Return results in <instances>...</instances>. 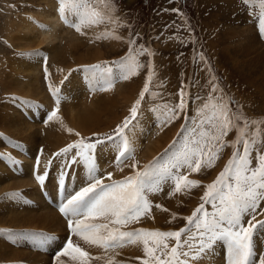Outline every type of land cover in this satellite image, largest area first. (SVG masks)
Instances as JSON below:
<instances>
[{"label":"rangeland","instance_id":"1","mask_svg":"<svg viewBox=\"0 0 264 264\" xmlns=\"http://www.w3.org/2000/svg\"><path fill=\"white\" fill-rule=\"evenodd\" d=\"M43 4L52 13L54 10L58 9L56 0H0V140H2L1 143L3 142L0 145V158H5L6 161H9L10 166H8V172L15 177L19 175L17 177L18 179H33L31 167L21 166L17 162L20 160L24 161L23 159H27V157L32 159V161H36L35 159L37 156L40 158L41 152H47L45 146L51 147L50 144L45 141L49 128H59L63 125L62 127L66 128V130L72 129V132L67 130L68 135L67 133L65 135L67 144L73 143L81 138H84L88 142L94 141L96 139L94 134H100L101 138H103L104 135H112L117 125H121L126 117H130L131 107L135 101L140 98V93L147 82L148 72L150 70L148 67L149 63L151 64V71L153 73L152 79L149 82V91L145 93L141 105L138 108L137 118L132 121V125L136 127L140 119L148 118V135L138 140L137 146L133 147L135 150L133 158L120 165L115 164L112 166L114 154L116 152H113L109 157L111 159H106L105 156L104 158L102 157L100 163H106L108 168L107 173L112 174L113 180H120L125 176L131 175L134 171L131 165L134 162L137 163L135 170H141L143 168L142 164H147L157 157V150L151 151V148L159 139V130H162V134L168 131L172 133H170L165 140L162 147L163 150L168 145L173 144V141L179 139L177 134L181 131V125L186 123L184 114H181L179 119L173 120L171 123H163V120L160 119H164L161 114L164 115L166 112L165 105L173 107L179 102V93L182 86L188 101V116L195 114V110L202 105L209 98V94L212 93V85L217 84L219 89L222 90L223 95L232 101L230 107L233 111L239 110L249 120L264 121V90L262 91L259 86L261 78L255 79L254 81L249 80L250 75L248 72L240 69L239 63L234 62L239 60L233 61L231 59V52H229L231 47L233 45L235 46L237 43L234 39L235 34H233V32L240 33L242 32V28L246 29L243 31L247 34L255 33L254 35L259 39L257 43L264 46V41L260 39L261 37L258 32H255L258 23L262 24L264 27V20L260 18V11L257 10L259 9L257 5H246L243 3V0H109V6H114V11L111 13L114 17V22L92 25V28H89L87 24L83 25L81 31L76 30L73 33L77 42L80 43L74 47V51L71 50L73 56L67 51L70 39V37L67 36L56 44L55 49L49 53L50 57L43 59L42 56L46 52L44 48H37L35 45L26 47L23 45L24 43L13 45L7 37L6 29L8 21L18 20L20 16H24L26 11L36 12ZM96 6L98 8L102 7V5ZM254 12L256 13L254 16L255 19L249 21L248 18ZM88 31H93L95 36L92 38L89 37L87 34ZM105 31L109 32L107 37L103 36ZM112 33L119 35L122 39L114 38ZM130 40L135 41V43L130 44ZM141 46L153 54L149 55L148 51L139 54ZM97 48H99L102 56L95 59L98 53ZM130 49L132 50L131 56L135 57L139 64L144 65V67L138 69V74L124 80L120 78V69L117 67V64L122 58L129 56ZM251 52H253L252 54H264V51L261 49ZM201 54L203 59H201ZM33 55L34 57L41 56V64L37 69V74H39V79L43 84L44 95H25L13 88V74L10 69V62L13 58L26 60ZM80 55L89 58V60H95H87L81 63L78 62L77 59ZM102 62H107V66L113 69L115 85L113 84L110 89L103 90V92L114 97V102L116 101L115 105L111 107V110L101 114V119L98 124L94 121L92 123L93 127L84 130V132L78 128L69 127V124H67L69 110L67 111V109H69V105L73 108V105L79 103L83 98V94L86 92L85 88L89 86L88 81L85 82L83 80L87 79L84 73L82 74L83 77H81L83 84L79 82L78 85L77 82L73 81L72 75L78 72L73 70L80 68L82 65ZM22 64L23 62L21 60V62L18 63L17 69L19 66H22ZM55 74H57V78ZM22 75L21 73L20 77ZM65 77L68 79L65 80ZM213 77H215V79H213ZM253 77L254 76H251L252 79ZM50 86L51 88L59 89L60 92L62 91L65 97L71 93L74 98L72 97V100H70L67 96L63 101L60 100L57 116L52 120H48L49 114L44 116L45 110L41 109V112L37 114L35 123L31 120L33 109L39 110L38 107L41 108V105L45 104L51 108L48 111V113H51L56 107L54 99L56 97L52 95ZM61 87L64 91L60 89ZM132 88L133 91L128 100L129 91ZM97 90H99V87ZM100 93L97 95V98H95L96 100H101L99 98H103V93ZM212 94L213 96H220L221 92L217 91ZM59 96H61L60 93ZM197 97H199V99H197ZM92 100L93 96L90 94V101ZM34 101H39V105L37 106ZM153 109L160 114L158 113L155 115ZM12 110L21 114L20 117H22L23 120L20 117L19 120L32 121L35 127H37L36 130L39 129L37 139H33L31 136L29 137L30 140L35 143L30 141L24 142L23 138L12 135L13 133L10 130L3 127L4 125L2 122L5 121V115L8 117L13 115ZM29 111L30 113H28ZM41 117H46V121H39ZM132 125H130V127H132ZM161 125H163V129ZM259 127L261 129L259 137L256 138V143L252 147L253 166H255L256 163V153L260 152L264 154V124L259 125ZM256 128L257 125H250V139L253 138L252 134ZM76 133L80 135L77 136ZM236 136L237 131L233 129L224 137V140L232 141ZM106 146L107 144L101 148L103 153L104 150H106ZM30 147H33V149ZM240 148L242 151L243 146L241 145ZM60 149L57 148L51 152L54 154L59 152ZM24 150L29 154L26 155ZM204 150L207 151V146H205ZM7 151L8 154H6ZM233 151L234 149L232 146H225L218 153L217 158L212 162L213 166L207 167L208 162L205 159L204 166L199 172H192L187 166L181 167V171L173 170L178 175H187L189 179L200 181L199 186H182V190L176 192L174 191L175 183L171 179H168V182L159 187L160 191L158 190L156 192L157 196L153 200L154 204L152 201L150 202V207L153 204L151 211L144 213L138 220L129 221L123 225H115L116 228H126L129 226V228L137 230L148 229L160 230L162 232L177 231L181 228H185L186 225H188V221L185 218L191 216L193 211L202 203L201 197L206 190V185L212 183L219 173L223 171ZM13 155L17 157L14 158ZM96 155L98 156L99 154L97 153ZM51 158L53 157L51 156L50 159ZM105 159L107 161H105ZM15 160L17 161L16 163H14ZM53 161L57 163L60 161V165L62 162V160L58 159H53ZM2 164L4 165L5 162L3 161ZM60 165L57 164L56 166L60 167ZM106 179L108 180V177ZM78 180L82 181L81 178ZM69 184H71V182ZM28 187L31 193L35 191L32 195H29L31 198L36 196L35 204L22 200L25 202L22 206L26 207L28 205L27 207L30 210L36 208L40 209V201L42 199L41 196H39L40 193L38 194L36 192L34 186ZM28 187L23 186V189L27 190ZM21 191L24 192L22 189L19 190V192ZM10 192L11 189L5 190L0 194V199L1 197L4 198L5 194ZM20 201V197L10 198L7 201V204H9L8 208L1 214L10 215L13 211L17 210V204ZM156 205H160L161 207H156ZM205 207L209 212L212 211L211 205H205ZM39 209L38 211H41ZM248 218L250 217H246V219ZM256 218L258 220H264V201H261L257 208ZM108 219L110 220V218ZM189 227L190 232L182 234V240L186 239L188 235L195 233L196 229L194 225ZM30 230L31 231L26 232V240L21 241L20 236L17 237V246L19 248H24V244H26L28 250L30 249L29 251L33 254L35 252L38 256L42 257H46V254H43V252H47L48 250V254L52 255L50 258V260H53L51 264H59V260H57L59 256H54L51 250L55 247L63 246V239L69 237L68 232L72 235L71 231L65 227L64 230L67 231V233H60V241H54L52 243L46 241L45 246H43L41 242H45L46 239L43 238H46V234H49V232H41L37 239L38 232L34 229ZM51 234V238L53 239L54 233L51 232ZM5 235H8V233ZM73 237L74 236L71 238L73 244L88 252L91 257H105V260L100 261L98 264H105L106 261V264H109L107 260L109 259V250L103 249L102 256V253L100 255L97 253L98 251H96L99 248L102 249L101 247L87 243L80 237H76V239H73ZM174 240L173 238H169L167 240L168 245L172 244ZM254 242L256 251L264 250V232L258 233ZM256 242H261L259 247ZM133 244L136 247L131 251H127L126 254L125 251L122 253L123 251L121 252V249H118V255L112 258L114 260H111L112 264H142L143 259L147 258L144 253L143 243L137 241ZM217 245L223 244L218 243ZM36 247H40V252ZM94 247H96V250ZM185 249H187V247H184V250ZM212 256L214 257L212 258ZM60 257L63 261H67L69 258L73 264H77V262L72 259L71 255H61ZM214 258L216 259L215 255L209 256L204 254L201 259L213 260ZM96 260L97 259H92L90 263L93 264V261Z\"/></svg>","mask_w":264,"mask_h":264},{"label":"snow or ice","instance_id":"2","mask_svg":"<svg viewBox=\"0 0 264 264\" xmlns=\"http://www.w3.org/2000/svg\"><path fill=\"white\" fill-rule=\"evenodd\" d=\"M246 5H257L260 10V18L264 20V0H243ZM96 5H102L98 8ZM58 14L61 19L74 27L77 31L82 26L114 22L112 12L114 6H109V0H58ZM178 11V10H174ZM71 13L70 20L67 13ZM109 32L105 31L104 37ZM114 38L122 39L112 33ZM100 38V37H98ZM130 44L135 41L130 40ZM149 50L141 46L139 54ZM122 58L117 64L120 69V78L127 80L138 74V69L144 67L135 57ZM201 59L203 56L201 54ZM115 63V62H114ZM144 89L140 98L135 101L130 109V117H126L121 125H117L112 135L94 134L96 139L88 142L81 138L59 152L53 154V159L62 158L64 168L58 177V187L67 190L71 181L70 169L72 165H83L87 169L86 183L79 190L65 197V202L60 205V211L68 219V225L72 233L81 237L85 242L102 248L123 246L124 243L142 241L145 256L142 264H197L208 251L218 243H222L226 249V264H264V253L257 254L255 237L264 232V220H258L257 208L264 201V154L256 153V163L253 166L252 147L259 137L260 127L264 121L249 120L239 110L233 111L230 107L232 101L223 95L217 84L212 85V93L221 92L220 96L209 94V98L200 105L192 116L187 115L188 101L182 86L179 102L173 106L165 105L163 123H171L184 114L185 124L181 125V131L177 134L178 140L173 141L165 149L160 157L154 158L143 165L141 170H135L137 163L131 167L134 169L131 175L120 180H111V173L107 174L110 183H104L99 178V164L97 149L111 143L117 153L115 163H123L130 159L134 153L132 141L128 132H132V121L138 116V108L149 91V82L152 79L151 64ZM73 71H82L90 82V87L95 90H108L113 86V69L107 66V62L82 65ZM68 78L65 77V80ZM215 79V77H213ZM63 83V81H62ZM52 95L56 97V107L49 114L48 120L56 118L59 110V89L51 88ZM199 99V97H197ZM27 102V101H26ZM155 111V109H153ZM132 125V127H130ZM191 125V127L189 126ZM250 125H257L253 131V138H249ZM235 129L237 136L232 141L224 140L230 131ZM72 132V129H67ZM127 130V132H126ZM79 136V133H76ZM232 146L234 151L223 171L216 179L206 185V190L201 197L202 203L186 217L188 225L177 231L162 232L160 230L138 229L133 232L121 231L110 225H123L129 221L138 220L144 213L150 210V202L146 193L159 190L162 181L171 179L175 183L174 191L179 192L183 187L199 186L200 181L189 179L187 175H178L173 170H179L187 166L192 172H199L204 166H213V161L225 146ZM243 146L241 151L240 146ZM207 146V151H205ZM50 159L45 165L50 169L53 163ZM40 162L37 159V168ZM49 172L37 174L35 179L44 186ZM171 195V193H170ZM19 192L6 193V198H18ZM205 205H211L209 212ZM156 207H161L156 205ZM166 210V209H164ZM98 217L110 218L108 223H98ZM246 217H250L246 219ZM194 225L196 231L182 240V234L189 233ZM0 231H6L0 229ZM175 239V244L169 247L167 240ZM187 247V251L184 250ZM159 253V254H158ZM71 255L77 264H90L92 259L88 252L73 244L69 239L62 252L57 254ZM112 264V261H109Z\"/></svg>","mask_w":264,"mask_h":264},{"label":"bare ground","instance_id":"3","mask_svg":"<svg viewBox=\"0 0 264 264\" xmlns=\"http://www.w3.org/2000/svg\"><path fill=\"white\" fill-rule=\"evenodd\" d=\"M56 2L58 4V0H56ZM67 15H68L70 20H73L72 14L70 12L67 13ZM92 27L93 26H91V27L89 26V28H92ZM64 28H67V29H64ZM6 29H7V37L13 45H19V43H24L23 45L26 47H31V46L35 45V46H37V48L38 47L44 48V51H46V52L42 56L43 59L50 57L49 53H51L55 49L56 44H58L59 41H61L62 39H64L67 36L70 37L69 42H68V46H67V51L72 56H73V54L71 52L74 51V47L76 45L80 44L77 42V39L73 35V33L76 31V29L74 27L70 26L69 24L65 23L61 19V16L58 14L57 10H54V12L52 13L48 10V8L45 7L44 4L42 6H40V8L36 12L26 11V13H24V16H22V17L20 16L18 18V20L8 21V23L6 25ZM243 30H246V29L242 28V32H240V33H234L233 32V34H235L234 39L236 40L237 43L235 44V46L234 45L232 47L230 46L231 49L229 50V52H231V59L233 61L239 60V61H234V62L239 63L240 69L242 71L248 72V74L250 75V76L248 75L250 77L249 80L254 81L255 79L261 78V83L259 86H260L261 90L263 91L264 90V54H260V53L252 54L253 52H251V51H255V50L257 51L260 49L264 51V46L259 45L257 43V40L259 41V39L257 38L256 35H254L255 33L254 34H251V33L247 34ZM255 32H257V30ZM87 34L91 38L95 36L93 31H88ZM97 51H98V53H97L95 59L102 56L101 55L102 53L99 51V48H97ZM40 58H41V56L40 57H34V55H33V56H30L26 60L21 59L23 64H22V66H19L18 69H17L18 63L21 62V60H18L19 58H17V59L13 58L12 59V61L10 62V66H11L10 69H11L12 74H13L12 84L14 85V87H13L14 90L22 92L25 95H32V96L44 95L43 84L39 79V74H37V69H38L39 65L41 64ZM77 59H78V62H81V63L89 60V58H86V57L81 56V55L78 56ZM95 59H90V60H95ZM21 73L23 75L20 77ZM82 74H83V72L79 71L77 73L75 72L72 75V80L77 82L78 85H79V82L82 83V81H83L81 78V77H83ZM31 76H32V78H31ZM55 76L57 78V74H55ZM251 76H254L253 79L251 78ZM84 81L85 82L88 81L89 86L87 88H85L86 92H85V94H83V98L79 101V103L73 105V108H72V106L69 105V109H67V111L69 110L68 115H67V117H68V123L67 124H69V127L78 128L83 132H84V130H87V129L93 127L92 123L94 121L97 122V124H98L100 122V119H101V114L106 113V111L111 110V107L114 106L116 103V101L114 102L115 99H114V97H112V95L106 94L102 90H97V89L92 90L90 87L89 80H84ZM8 82H10V81H8ZM132 91H133V88L129 91L130 93L128 95V100L130 99V95H131ZM100 92L103 93V98H99L101 100H98V99L96 100L95 98H97V95ZM90 94L93 96L92 101H90ZM100 95H101V93H100ZM60 98H61V96H60ZM54 99L56 101V98H54ZM87 103H89V104H87ZM12 113H13V115H10L9 117L7 115H5V121L2 122L4 125L3 127L7 130H10L13 133L12 135L23 138L24 142H26V141L34 142V141L30 140L29 137L31 136L33 139H37V136L39 134V131H38L39 129L36 130L37 127H35V125H34V122L36 123L37 117H36V120H33L34 122H32V121H30V122L29 121H21V120H19V117L21 116L20 113H16L15 110H12ZM28 113H30V111ZM31 117H32V119H34L33 118L34 115H31ZM20 118L23 120L22 117H20ZM160 120H163V119H160ZM143 122H144V125H143ZM148 122H149L148 118L140 119L137 126L135 127L134 131L128 133L129 138L132 141V147H136L138 140H140L142 137L148 135V128H147ZM62 126H60L59 128L58 127L57 128H49L47 130V136L45 138V141L48 144H50L51 147L45 146L47 152L43 151V153L42 152L40 153V160L41 161L39 160V162H41L40 164L42 165V167L45 165L46 162H48L50 160L51 156L53 157V154L51 151H53L57 148L60 149V147L64 148L68 145L67 144V138L65 136L67 133V130H66V128H63ZM162 126L163 125H161V127ZM60 128H62V129H60ZM162 129H163V127H162ZM159 131H160L159 136H158L159 139L153 144V146L151 148V151L157 150L158 155L161 152H163L162 147L164 145V142L168 138V135L171 133V131H168L167 133L162 134V130H159ZM67 135H68V133H67ZM1 141L2 140H0V145L3 143V142L1 143ZM24 142H23V144H24ZM28 144H30V143H28ZM31 146H32V144H31ZM37 146H40V145H37ZM0 148H1V146H0ZM30 148L33 149V147H30ZM105 149L106 150H104V153H103L104 155H102V157L104 158V156H105L106 159H111L109 157L112 155L113 152H116L115 148L113 147V145L111 143H108ZM6 150H7V148H6ZM8 151H7V153L6 152L5 153L8 154ZM56 159L61 160V158H56ZM106 159H105V161H107ZM23 160L26 161V167H31V170L34 173V167H35L34 162L36 163V161H32V159H30L29 157H27V159L24 158ZM3 161L5 162L4 165L2 164ZM110 162H111V160H110ZM0 164L2 165V166L0 165V167H2V168H0V194H2L5 190H10V189L12 190L13 188H16V190H21V189H23V186H25V187L34 186L36 189V192L38 194L40 193L39 196H41V189L38 185V182L35 181V179H34L35 178L34 174H33V179L29 178L28 180H20L17 178L19 175L15 177L11 173L8 172L9 171L8 166H10L9 161H6L5 158L4 159L0 158ZM104 166H106L105 162H102V164L99 163V171L101 170V174L103 173ZM12 170H14V169H12ZM57 175L58 174H56L55 177ZM79 175H80L82 181H79L78 179L76 180L74 178H71V181H70L71 184H69L70 187L67 188V190H65V188L63 187L62 193L64 194V197L68 196L69 194H72L74 190H79L80 187L85 185L87 173L82 170V171H80ZM75 184L78 185V187H79L78 189H75ZM50 185L51 184H49V181L46 180L44 186L50 187ZM55 188L59 189L60 187H54V189ZM51 190H52V188L51 189L49 188V190H47V192L50 196H53L57 191L53 192ZM33 192H35V191H33ZM65 192H67V193L65 194ZM32 197H34V196H32ZM58 198H60V195L55 197V199H58ZM9 199L10 198H6V197H4V198L1 197V199H0V229L6 230V231H0V264H36V263H38V264H47V263L51 264V262L53 261V260H50L52 255L48 254V250H47V252H43V254H46V257L38 256L35 252L33 254L31 251H29L30 249L28 250V246L26 244H24L25 245L24 248H19L17 246V244H16L17 243L16 242L17 237L20 236L21 241L26 240L27 239L26 232H29V231H26L25 229H34L38 233L40 231H42L44 233H46L48 231L49 234H51V232H53L52 230H55V231H58L59 233L65 232V234H66L67 231H65L64 228L66 227V225L68 223L69 217H68V219L64 218V216L59 211H57L56 209L49 206V204L45 203L43 201V199H41V201H40V207L41 208L40 209L38 208L41 211H38L37 208L30 210L27 207L28 205L26 207H23L22 204L25 202H23L21 200L17 204V210L13 211L10 215H3L1 213L8 208L9 204H7V201ZM6 233H8V235H5ZM68 233H69L68 235H71L70 232H68ZM71 233H72V231H71ZM72 236H74L73 239L74 238L76 239V237L79 238V236L75 235L74 233H72L71 238H72ZM46 241H48V243H50V240H45L44 243H46ZM256 243L259 247L261 242H259V243L256 242ZM41 244L43 246H45V244H43V243H41ZM133 245L134 244L132 243L131 245L125 246L122 248L109 249V251H108L109 259H107L108 262L111 260H114L112 258H115L118 255V253H117L119 251L118 249H121V252L123 251L122 253H124V251H125V254H126L127 251H131L136 247L135 245L134 246ZM94 248L96 250V247H94ZM96 251H98L97 253H99L101 255L103 248L102 249L99 248ZM205 255H209V256L215 255L216 259L215 258L213 260H210V259L209 260H206V259L202 260V259H200L197 262V264H226L227 253H226V249L223 245H216L213 249L208 251ZM60 256L57 259V260H59V262H58L59 264H73L69 258L67 261H63V259ZM97 256H99V255H97ZM102 256H103V253H102ZM213 257L214 256H212V258ZM57 260H56V262H57ZM104 260H105V257L99 258L96 260L97 263H96V261H93L94 262L93 264H98L100 261H104ZM106 263H107V261H106Z\"/></svg>","mask_w":264,"mask_h":264}]
</instances>
